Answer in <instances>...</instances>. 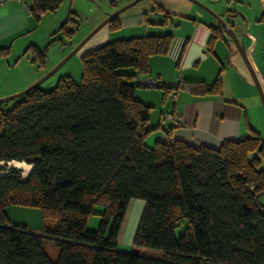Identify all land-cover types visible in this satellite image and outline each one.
I'll return each mask as SVG.
<instances>
[{
	"label": "trees",
	"instance_id": "obj_1",
	"mask_svg": "<svg viewBox=\"0 0 264 264\" xmlns=\"http://www.w3.org/2000/svg\"><path fill=\"white\" fill-rule=\"evenodd\" d=\"M61 1L25 4L38 23ZM109 22L117 32L118 20ZM170 41L166 35L111 42L82 56L79 84L64 76L51 89L39 85L0 104V163L31 166L24 178L14 168L0 176V264H264L259 135L252 131L218 149L180 141L145 145L150 107L134 98V89L138 76L147 75L148 58L165 55ZM27 53L44 68L45 50L29 46ZM8 54L0 48V61ZM217 91L215 84L199 94ZM135 199L144 201L133 241L140 253L118 252ZM95 206L103 211L98 228L89 230ZM9 207L37 210L54 226L34 233L11 224ZM44 240L58 250L55 261Z\"/></svg>",
	"mask_w": 264,
	"mask_h": 264
},
{
	"label": "crops",
	"instance_id": "obj_2",
	"mask_svg": "<svg viewBox=\"0 0 264 264\" xmlns=\"http://www.w3.org/2000/svg\"><path fill=\"white\" fill-rule=\"evenodd\" d=\"M197 1L220 16L232 14V32L242 42L264 90V0ZM116 19L120 26L116 33L132 35L117 40L171 36L166 54L147 60L146 76L154 78L158 87L136 85L134 89V98L150 107L147 147L180 141L194 148L218 149L223 142L248 138L252 131L264 141V109L249 69L234 43L219 36L222 29L210 13L190 0H152L141 10L122 12ZM40 20L36 23L19 0L0 1V48H9L8 56L0 61V98L26 89L45 73L25 54L29 46L39 48L37 39L30 36ZM215 84L216 94H199ZM175 122L180 126H174ZM43 226L54 223L38 221L27 229L39 233ZM42 247L55 261L58 250L53 243L44 240Z\"/></svg>",
	"mask_w": 264,
	"mask_h": 264
},
{
	"label": "rangeland",
	"instance_id": "obj_3",
	"mask_svg": "<svg viewBox=\"0 0 264 264\" xmlns=\"http://www.w3.org/2000/svg\"><path fill=\"white\" fill-rule=\"evenodd\" d=\"M151 1L152 0H143L124 12L127 14H131L135 11L141 10L143 7L151 3ZM127 3V0H62L55 13L46 14L40 20L42 21L40 22V26H38L37 29L35 28L30 36L34 40L37 39L36 42L39 44V48L41 50H45L44 68L41 69V71L45 72L43 75L54 69L68 55V53L77 45H79L102 21H104L108 16L113 14L115 11H117ZM198 3L203 6L202 9L205 7L206 9H208V7L204 3ZM231 10H233V7ZM109 23L110 22L99 29L89 40H87L80 47V49L71 58H69L44 82H42L40 84L41 88L44 90L51 89L59 80V78L64 76L70 77L73 82L79 84L82 77L81 58L84 54L111 42H114L115 40H117V38L132 36L128 35L129 33L127 31H121L118 33L112 31L110 29L111 24ZM62 26L64 28L59 31ZM67 34H69L70 36L66 37ZM50 38L55 39V41H52L53 43H49ZM28 57L31 59V54H29ZM262 92H264V90H262ZM258 98L262 109H264L259 95ZM0 168L5 169L3 172H0L1 176L4 175L7 170L12 167L9 166V163L5 165L3 163H0ZM261 168H264V163H262ZM21 171L20 172L22 178H24L29 172L27 170V167L21 169ZM258 203L262 207H264V195L259 198ZM143 208L144 201L140 199L130 201L117 241L116 250L118 252L127 254L140 253V251L133 246V241L141 218V214L143 212ZM6 210V213H8V220L11 224L20 226L25 225L30 229L33 228L32 226L36 222L39 221L40 223H42L40 213L37 210H26L20 209L18 207H9ZM102 211L103 208L100 206H95L93 208V214L88 218V221L90 220L89 224L87 221V227L91 228L89 230H96L98 228L100 221L99 214H101ZM182 232L183 230L181 228L176 229L175 237L178 238L182 234ZM141 254L151 258L160 257V255L155 252H142Z\"/></svg>",
	"mask_w": 264,
	"mask_h": 264
},
{
	"label": "water",
	"instance_id": "obj_4",
	"mask_svg": "<svg viewBox=\"0 0 264 264\" xmlns=\"http://www.w3.org/2000/svg\"><path fill=\"white\" fill-rule=\"evenodd\" d=\"M143 0H132L130 2H128L126 5H124L123 7H121L120 9H118L117 11H115L113 14H111L110 16H108L104 21H102L96 28H94L89 35L79 44L77 45L75 48H73L68 55L51 71H49L48 73H46L45 75H43L42 77H40V79H38L35 83H33L32 85H30L29 87H27L26 89L11 95V96H7L4 98H0V104L2 103H6L9 101H12L14 99H17L21 96H24L27 92L31 91L32 89H34L35 87L39 86L42 82H44L50 75H52L59 67H61L69 58H71L79 49L80 47L87 41L89 40L99 29H101L105 24H107L110 20H112L113 18H116L119 14H121L122 12H124L125 10H127L128 8L134 6L135 4L141 2ZM191 2H193L194 4H196L199 7H203L202 5H200L196 0H190ZM204 10H206L208 13H210L217 21V24L219 25V27L226 31L227 34L229 35V39L230 41H232L234 43V45L236 46L238 52L240 53L242 59L244 60L246 66L249 69V72L251 74V77L253 79L254 85L257 89L258 95L261 99V103L262 106H264V92H262V89L260 87V84L258 83V81L256 80L254 73L248 63V60L246 58L245 52H244V47L241 41L237 40V38L235 37L234 33L232 32L231 29V25L229 20L232 18V14L230 12H228L226 15H218L214 12H212L209 9L203 8ZM226 18V19H224Z\"/></svg>",
	"mask_w": 264,
	"mask_h": 264
},
{
	"label": "built area",
	"instance_id": "obj_5",
	"mask_svg": "<svg viewBox=\"0 0 264 264\" xmlns=\"http://www.w3.org/2000/svg\"><path fill=\"white\" fill-rule=\"evenodd\" d=\"M22 4L25 5V1L26 0H19ZM219 36L226 42H228L229 39V35L227 34L226 31L221 30ZM138 81V86L142 87V88H147V89H152L156 86L157 82L154 78L148 77L144 74H141L140 76H138L137 78ZM167 119H170V117L168 116ZM174 126H180L179 122H175L173 123Z\"/></svg>",
	"mask_w": 264,
	"mask_h": 264
},
{
	"label": "bare ground",
	"instance_id": "obj_6",
	"mask_svg": "<svg viewBox=\"0 0 264 264\" xmlns=\"http://www.w3.org/2000/svg\"><path fill=\"white\" fill-rule=\"evenodd\" d=\"M9 166L14 168V169H18L20 171H21V169H24L25 167H27L28 171H30V169H31V166H28L24 163H19V162H11V163H9ZM21 172H23V171H21Z\"/></svg>",
	"mask_w": 264,
	"mask_h": 264
}]
</instances>
